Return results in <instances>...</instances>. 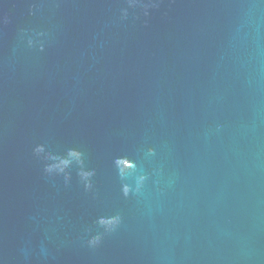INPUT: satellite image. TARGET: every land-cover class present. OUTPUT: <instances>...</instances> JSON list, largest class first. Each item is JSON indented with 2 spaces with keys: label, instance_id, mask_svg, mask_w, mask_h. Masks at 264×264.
Instances as JSON below:
<instances>
[{
  "label": "water",
  "instance_id": "water-1",
  "mask_svg": "<svg viewBox=\"0 0 264 264\" xmlns=\"http://www.w3.org/2000/svg\"><path fill=\"white\" fill-rule=\"evenodd\" d=\"M0 264H264V0H0Z\"/></svg>",
  "mask_w": 264,
  "mask_h": 264
}]
</instances>
